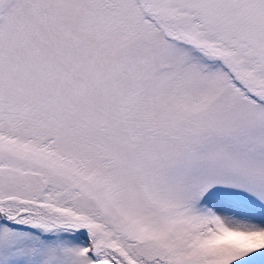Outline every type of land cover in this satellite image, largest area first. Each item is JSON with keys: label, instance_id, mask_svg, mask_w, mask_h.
I'll return each mask as SVG.
<instances>
[{"label": "snow or ice", "instance_id": "snow-or-ice-1", "mask_svg": "<svg viewBox=\"0 0 264 264\" xmlns=\"http://www.w3.org/2000/svg\"><path fill=\"white\" fill-rule=\"evenodd\" d=\"M0 264H264V0H0Z\"/></svg>", "mask_w": 264, "mask_h": 264}]
</instances>
